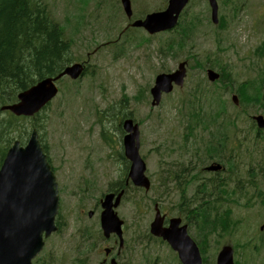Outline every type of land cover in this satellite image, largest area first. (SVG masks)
<instances>
[{"label": "rangeland", "instance_id": "rangeland-1", "mask_svg": "<svg viewBox=\"0 0 264 264\" xmlns=\"http://www.w3.org/2000/svg\"><path fill=\"white\" fill-rule=\"evenodd\" d=\"M45 1L72 41L71 57L85 61L87 70L77 82L62 79L57 97L33 120L41 128L48 155L57 168L59 211L65 224L63 229L45 240L42 253L50 252L53 264H79L87 259L88 264H97L101 248L92 254L86 251L84 236L98 229V213L89 218L86 213L94 209L110 181L123 178L125 162L119 156L123 149L118 124L124 114H130L139 123V153L146 163V175L153 186L148 191L139 189L134 194L130 189L129 194L136 202L131 204L126 199L116 208L126 221L129 237L133 235L137 239L126 255L129 264H179L164 244L147 236V227L153 217L152 201H157L162 213L168 217L181 214L172 202L178 195L167 193V186L162 185L164 171L172 167L181 173L195 165L183 180H187L184 184L186 195H200L208 200L212 197L208 194L212 190L210 185L216 177L214 173L202 172L200 167L217 155L218 148H212L217 146L222 134L227 135V141L235 135V139H240L235 158L242 179L245 180V174L257 177L255 186L250 189L253 192L255 187L263 186L258 176L264 177V138H256L251 133L244 138L241 130L234 133L236 109L229 101L227 108L216 115L218 102L214 101L210 111L202 112L203 123H196L195 117H191L190 111L184 108L186 102L193 99L195 82L201 70L193 65L192 59L197 56L203 60L207 52L216 53L211 40L196 36L195 47L190 54L188 48L176 46L180 55L172 58L166 45L169 33L152 36L134 29L125 35L132 29L127 27V19L142 18L148 12L159 10L166 0H130L131 18L126 17L122 6L117 7L116 0ZM106 1L116 3V6ZM217 1L221 6L230 0ZM205 6L204 0H198L188 6L186 14L205 13ZM240 6L243 9H236L228 32L233 36L234 46L219 54L230 64L237 82L254 76L248 70L252 62L264 66V55L261 60L255 56V49L264 43V0H236V7ZM257 12H260L258 16ZM200 25L201 21L196 22L193 28ZM203 31L213 37L211 26L206 25L199 32ZM160 47H163L162 52ZM185 60L187 75L183 85L175 86L162 96L158 106L152 107L149 90L155 75L170 71L179 61ZM258 111L264 113V106H260ZM0 113V116L8 114ZM247 114L257 112L248 108ZM191 173H195L196 178H190ZM221 177L224 178L225 174ZM203 183L205 190L202 189ZM87 185L90 191L81 203L77 195L81 190L78 189ZM236 194L239 201L231 207L226 227L216 225V233L205 236L206 264H214V254L222 245L236 243L239 246L259 226L260 205L256 201L252 205L247 201L243 187ZM224 207L222 204L218 209ZM135 211L140 213L138 229L133 227V222L137 221ZM129 245H132L131 241ZM247 248L249 264H264L263 245L257 258H252L253 254Z\"/></svg>", "mask_w": 264, "mask_h": 264}, {"label": "water", "instance_id": "water-1", "mask_svg": "<svg viewBox=\"0 0 264 264\" xmlns=\"http://www.w3.org/2000/svg\"><path fill=\"white\" fill-rule=\"evenodd\" d=\"M185 2L186 0H169L164 12L148 15L144 22L135 24L148 27L153 23H161L159 28H170ZM123 4L125 11L130 15L128 2ZM211 5L212 18L216 21V5L213 0ZM180 69L173 74L156 76L155 83L150 89L152 105L159 103L162 92H169L172 89V81L182 83L185 75L182 65ZM79 71L80 66L74 65L67 67L64 72L76 77ZM208 77L214 80L218 74L208 70ZM55 92L52 80L45 79L19 94L20 102L3 108H8L16 114L32 115ZM256 122L259 127L264 128L262 116L256 117ZM124 127L131 131L124 138L126 156L132 161L130 176L136 185L148 188L149 181L143 174L145 165L138 154L137 125H132V120L128 119L124 121ZM122 193L123 191L117 195L114 204L111 202L113 194L106 195L102 202L105 210L102 212L101 222L106 236L111 231L121 234V221L113 213L112 206L118 204ZM57 202L55 178L33 130L25 147H18L15 142L0 168V264H31L32 258L43 246V237L57 229L54 222ZM179 221V218L171 219L169 227L162 228L161 218L157 215L151 223V231L170 243L183 264H201L195 243L187 235L185 226L178 227ZM217 264H232L229 247L222 248L217 257Z\"/></svg>", "mask_w": 264, "mask_h": 264}, {"label": "trees", "instance_id": "trees-1", "mask_svg": "<svg viewBox=\"0 0 264 264\" xmlns=\"http://www.w3.org/2000/svg\"><path fill=\"white\" fill-rule=\"evenodd\" d=\"M195 34L196 28L190 25L182 28L179 35L176 34V38L170 42V46L168 45L171 54L175 57L179 55L175 46L188 48L190 52L195 47ZM71 42L64 34L62 26L48 10L45 0H0V104L14 100L20 90L25 89L37 78L55 75L66 63L74 60L70 58ZM213 57L215 58L207 56L206 60L195 64L221 66L220 59L217 56ZM222 69L225 71H222L225 79L223 82L228 84L233 81L230 72ZM236 90L240 97H250L255 103L264 102V70L258 69L257 79L240 83ZM198 92L201 91L195 89L194 95L196 96ZM219 102L221 106L224 105L222 99ZM21 120L24 121L25 118L19 119L11 115H8V118H0V165L14 138L12 132L15 130V121ZM22 131L23 139L28 134L27 128ZM175 171L168 167L162 178H176L178 181L181 173ZM165 182L162 181V184ZM209 217V212L204 209L202 236L208 235L216 226ZM57 223L60 224L58 219ZM45 257L46 255H42L38 260ZM82 261L80 262L85 264Z\"/></svg>", "mask_w": 264, "mask_h": 264}, {"label": "flooded vegetation", "instance_id": "flooded-vegetation-1", "mask_svg": "<svg viewBox=\"0 0 264 264\" xmlns=\"http://www.w3.org/2000/svg\"><path fill=\"white\" fill-rule=\"evenodd\" d=\"M115 186L118 185V187H120L122 185L121 183V179H119V183L114 184ZM183 185V183H182ZM108 188V185H107ZM242 187H235L234 184V179L231 177H227L226 179L222 178L221 176H216V186L214 189V198L221 202H227V204L231 205V207H233V205L235 204V200H239L238 198V194H236ZM185 189V188H184ZM251 186L247 183L243 184V194L246 195L247 197V201L251 202L252 201H257L258 204L260 205V220L263 222L262 225L259 226V230L263 233H261L259 236L262 238V241L264 243V205L262 204V202L260 200H258L257 192H251L250 191ZM224 193H226V196L223 197ZM186 191L182 192V197L180 196L181 193H179V202L180 205L184 204V208L183 212H181V214H179L178 216L181 219V223L180 224H185L187 226V231L189 233V235L191 236V238L196 242L197 246H199L200 249H202L201 246V242L196 240V234L192 233L191 231V227L193 226L192 224V220L199 216V212H202V201L201 199L197 196V195H189L186 196ZM218 202V203H219ZM99 207V203H95L94 205V209L93 211L96 212L98 210ZM245 207H247L245 205ZM251 207V205L249 206ZM166 217V216H165ZM168 217V216H167ZM164 224L167 225L168 224V218L164 220ZM197 226L194 225V229L196 230ZM129 229H126L125 231V235H126V241L124 243V249L120 250L119 253H117V249H118V241L116 240V238L114 236H110V238H108L107 240H103L100 245L97 247L98 251L101 247L102 249L104 247H108L110 248V250L105 251V253H103V256L100 257L97 261V264H110V260L112 258H115L117 260V264H129L127 255H126V251L128 249V244L130 241V237H129ZM253 242V240H251ZM89 242V248L91 249L95 244L94 241L92 240H88ZM166 244V243H165ZM167 245V244H166ZM258 246L259 245H254V249L255 251L258 250ZM95 251V252H96ZM92 253H94V251H92Z\"/></svg>", "mask_w": 264, "mask_h": 264}]
</instances>
